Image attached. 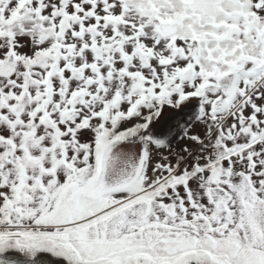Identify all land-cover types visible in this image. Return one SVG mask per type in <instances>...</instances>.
<instances>
[{"label":"snow or ice","instance_id":"obj_1","mask_svg":"<svg viewBox=\"0 0 264 264\" xmlns=\"http://www.w3.org/2000/svg\"><path fill=\"white\" fill-rule=\"evenodd\" d=\"M0 264H264V0H0Z\"/></svg>","mask_w":264,"mask_h":264},{"label":"water","instance_id":"obj_2","mask_svg":"<svg viewBox=\"0 0 264 264\" xmlns=\"http://www.w3.org/2000/svg\"><path fill=\"white\" fill-rule=\"evenodd\" d=\"M166 118H167V114H165V116H164V117H162V120H163V119H166Z\"/></svg>","mask_w":264,"mask_h":264}]
</instances>
